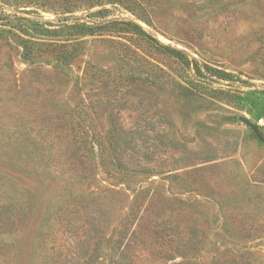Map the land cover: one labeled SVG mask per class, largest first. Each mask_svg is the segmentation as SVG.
<instances>
[{"label":"rangeland","instance_id":"rangeland-1","mask_svg":"<svg viewBox=\"0 0 264 264\" xmlns=\"http://www.w3.org/2000/svg\"><path fill=\"white\" fill-rule=\"evenodd\" d=\"M20 27L46 46L31 65L14 34L0 38V239L14 264L39 243L48 252L50 231L64 254L88 244L82 261L94 259L80 207L92 196L94 264H111L138 194L142 210L153 196L144 230L168 209L174 236L191 239L170 249L198 242L186 257L200 264H264V0H0V31Z\"/></svg>","mask_w":264,"mask_h":264},{"label":"trees","instance_id":"trees-1","mask_svg":"<svg viewBox=\"0 0 264 264\" xmlns=\"http://www.w3.org/2000/svg\"><path fill=\"white\" fill-rule=\"evenodd\" d=\"M108 24L114 23L112 22ZM105 27L106 24L103 23L99 24L97 27L82 25L80 26V35L82 37L86 35H94L97 31L102 30L101 28ZM12 29H15V27H12ZM16 30L18 31L17 33L13 32L12 30H1L0 38H2L4 34H14V36L17 38V45L22 49V58L31 65L39 63L43 56L41 49L46 43L33 41V37L28 35V31H26L23 27H20ZM76 44V46H78L79 42ZM70 58L71 56L69 55L60 57L58 60V65L62 67H68ZM179 88L187 90L188 92V89L182 85H179ZM71 157H74L73 153ZM82 178L85 179L86 177L82 175ZM70 194L71 189L69 191L67 185H64L60 196L67 197ZM94 198L96 197L92 196V198L89 200L90 202H85L86 199L83 198L82 205L80 206L81 211L83 210L84 214V223H86L89 228L88 235L86 236L88 237L87 240L89 239L90 241H93L95 245L93 254L90 256H94V259L90 258L92 260L88 259L89 261H82L83 257L89 254L90 247L88 244L85 249H81V247H78V249L73 247V251L67 249V253L64 254L63 245L56 247V233H54V231H50L49 233L42 234L40 239V242L44 243L48 240V238H51L50 242L53 244L48 247V252L43 253L45 249L41 246L42 243H39V246L37 247L39 252H36L37 257H35L34 261H31L29 264H94L96 262L95 256L98 255L100 250L99 239L102 226L100 211L95 206L96 203L93 200ZM141 198V194H138V196L131 203L130 207H128L127 212L120 222L119 228L115 231L113 237L110 240L113 245L112 251L114 256L111 264H170V260L176 259L178 254L185 257L184 261L178 264H200L199 260L196 259L195 256H193V258L186 257V254H191L198 250V242L197 244L195 243L190 246H185L182 244L181 247L178 246L174 249H170L171 243H174L178 239L181 241H184L185 239L188 240L189 237L186 236V234L179 235V233V236L177 235L178 237L174 236L175 233H172V227L170 226V213H168V209H161L159 215L156 217L157 220L155 222L153 221L150 227H147L145 230L143 229V227H145V225L143 226L145 221L144 213L146 210H151L150 207L153 206V202L151 204L153 196L149 202L150 207L148 204L145 210L141 209L142 204L139 203ZM165 200L170 202V199L168 198ZM77 209L78 208H76L75 213H80L81 211ZM65 222V224L71 226V236H69L68 239L76 240L75 238H77L78 228H76V221L74 217L69 216L68 219H65ZM0 224H2L1 217ZM193 238L196 240V237ZM189 241H191V239H189ZM84 243L86 244V239ZM70 247L72 249V245H70ZM12 250V245L7 244L2 239H0V264L15 263V256H11ZM224 264H238V262L232 260L231 262Z\"/></svg>","mask_w":264,"mask_h":264},{"label":"water","instance_id":"water-1","mask_svg":"<svg viewBox=\"0 0 264 264\" xmlns=\"http://www.w3.org/2000/svg\"><path fill=\"white\" fill-rule=\"evenodd\" d=\"M240 120L246 124L259 138H261L260 129L255 123L245 117H241Z\"/></svg>","mask_w":264,"mask_h":264},{"label":"built area","instance_id":"built-area-1","mask_svg":"<svg viewBox=\"0 0 264 264\" xmlns=\"http://www.w3.org/2000/svg\"><path fill=\"white\" fill-rule=\"evenodd\" d=\"M259 126H263L264 127V119H262V120H260V122H259V124H258Z\"/></svg>","mask_w":264,"mask_h":264}]
</instances>
